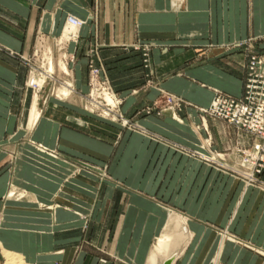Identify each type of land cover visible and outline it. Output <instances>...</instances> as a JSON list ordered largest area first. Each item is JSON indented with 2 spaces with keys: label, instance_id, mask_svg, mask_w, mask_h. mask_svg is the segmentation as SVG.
Listing matches in <instances>:
<instances>
[{
  "label": "crops",
  "instance_id": "1",
  "mask_svg": "<svg viewBox=\"0 0 264 264\" xmlns=\"http://www.w3.org/2000/svg\"><path fill=\"white\" fill-rule=\"evenodd\" d=\"M0 2L26 19L24 26L13 18L12 29L0 28L4 51L30 55L34 47L42 49L44 43L35 42L36 33L51 40L67 14L85 21L78 39L65 45L73 57L72 90L66 96L26 88L25 65L9 52L0 56L2 252L20 255L26 264H162L167 258L170 264H215L223 258L232 264L239 245L231 237L222 241L201 220L226 223L234 191L216 190L210 199L204 193L193 201L187 195L189 179L197 171L199 182L205 181L206 165L175 152L170 143L197 147L205 156H210V143L234 161L241 148L257 139L242 127L204 114L200 107L208 106L217 92L241 96L248 56L255 51L264 61V0ZM143 43L151 46L150 84ZM89 62L100 68V75L122 99L118 112L133 117L137 128L148 129L157 139L86 107ZM160 88L180 95L182 104L177 108L167 102L142 116L143 106L158 97ZM228 147L231 150L225 151ZM95 166L108 168L123 185L96 182ZM260 175L264 178V170ZM163 177L167 187L161 190L167 199L171 195L167 204L138 191L153 193L154 178L158 183ZM97 189H106L99 208ZM115 189L122 195L116 204L111 202ZM247 194L253 206L264 196L257 189ZM180 208L186 216L173 211ZM171 216L183 220L186 236L169 256L153 260L154 247ZM231 219L233 224L234 213Z\"/></svg>",
  "mask_w": 264,
  "mask_h": 264
},
{
  "label": "rangeland",
  "instance_id": "2",
  "mask_svg": "<svg viewBox=\"0 0 264 264\" xmlns=\"http://www.w3.org/2000/svg\"><path fill=\"white\" fill-rule=\"evenodd\" d=\"M17 15L18 14L16 12L4 6L0 2V28L6 30H8L9 28L12 29V26L15 25L11 21L13 18L16 19L17 21L16 23L18 24V26L26 25L25 22L26 19L20 18L19 16L17 17ZM65 22L66 21H64V24ZM83 22L85 21L83 20ZM64 24L60 32L54 35V37H52L51 40L50 39L48 40L49 35L48 36L41 35V37H39L38 35L39 33H36L35 42L36 43L42 42L44 43V46L42 49H38L37 46L34 47L30 55L22 54V53H14L12 50L4 51L0 49L1 57H6V53L9 52L11 56H13V54L16 55L17 59L20 60L22 65L23 64L25 65L24 68L22 66L24 75L26 74L24 84L25 87L30 89L31 91L39 93L45 90L46 92L45 95L57 94L58 96L63 97L66 96V94L68 95L72 90V80L69 75L71 73L70 71L71 67L69 63H70V58L72 56L68 55V53L65 51V45L68 42H75L76 40L74 39V37L71 38L72 37L70 35L71 33L69 34V36H66V34L63 33ZM78 37H76V39H78ZM142 45H143L142 46L143 65L148 69L147 82L150 84L152 82L151 68L149 64V60H150L149 54H150L151 46L150 43H143ZM251 53H257V52L254 51ZM50 64L52 65L51 68H50L51 66ZM63 66L65 68H63ZM88 66H89V75H88L89 88L87 90L85 96V103H84L86 107L88 109L93 107V111L100 114L104 110H107L106 108H110L111 110L109 111V114L105 115V117L107 116L108 118H113L116 119L117 121L119 120L123 122L124 126L130 130H134V129L141 130L136 127L135 124L136 120L133 117L128 115L123 116L122 113L120 114V112H118L119 111L118 108L121 104L122 99L118 96L117 92L112 88L110 82L107 79L105 80L107 84H109L111 91H105V92H109V94L104 95L103 91H101L100 93H98L99 92L98 91L92 94L90 89L91 88L90 69L92 64L89 62ZM33 83H37L39 87L35 86ZM112 91L115 94L114 97L113 94L111 93ZM36 100L37 102L40 101L39 96ZM167 102H169L170 104H175V106L179 108V106L183 102V99L178 94H175L164 88H160L158 97L152 99L149 103L143 106L142 116H147L151 113L157 112V107H160ZM206 107L204 106L200 107L201 111L204 114L212 115L204 110V108L206 109ZM36 111H38L37 108L32 111L31 115L34 116L36 114ZM101 115L104 116L103 114ZM222 119L227 120L225 118ZM141 131L146 133L151 138L153 137L156 139L158 138L153 132L149 131L148 129H143ZM4 137H6V135ZM170 145L175 150V152L176 151L180 153L185 152V154L187 153L188 156H191L192 158L193 157L197 158L201 161L202 164L206 165L207 179H205V181L203 178L202 181L199 182L197 171H196V175L191 176V178L189 179L190 184H189V189H187V195L189 197L191 195V197H193L192 198L193 201H198L199 198L204 195V193H206L205 195L206 198L210 199L211 197H213V193H215L216 190L217 191L220 190L221 193H223V190L226 189H232V191H234V206L232 208V212H230L231 215L228 217L229 219H227L226 223L220 224L217 222V220L215 221L214 219H209V218L201 220L206 225V228L211 227L215 229L221 235L223 239L222 241L225 242L228 240V237H231L234 240V245L235 244L239 245L240 248L237 251V253L234 255V261H232V264H264V232H262L264 231V225H263L264 196H261V198L258 199L256 198L257 200L253 206L251 201V194H247V191H249V189H257L258 191L264 193V178L260 175L264 170V168L259 173L256 172L253 173L250 163L245 162L243 160L242 150L248 149L251 146L241 148L240 156L238 160L232 161L230 160L231 156H229V154L228 155L226 153L224 154L220 150L212 148L210 146V143L207 144V151L209 153L207 154L210 156H205L201 154L200 149L194 146H184L177 142H171ZM228 148H226L225 151L231 150L232 147H228ZM94 169L98 177L95 179L96 182L101 181L102 185H104L105 182H112L115 185H123V181L119 180L118 178L111 177L108 168L95 166ZM211 171H217L218 174L214 176L212 175ZM220 173H224L227 176L222 177ZM230 177H233V179H235L232 180L233 185L232 182L229 181ZM164 180H165L164 177L160 178L159 182L156 183L157 181L154 178L156 190L153 193H148L145 190V188L138 191L142 195L147 196L150 199L167 204L171 195H169V198L167 199L165 194L161 190V189H165L164 187H167V184L166 182H164ZM234 185L236 186L235 189H234ZM204 186H207L208 189L207 188L202 189ZM173 190L179 192L182 191L183 189H173ZM97 191L98 192L96 195V208H99V206H101V202L106 196L105 193L106 189H97ZM120 191L121 189L114 190L113 194L111 195L112 203L116 204L121 201L120 199L122 195L120 194ZM237 192H240L239 195H236ZM5 196L6 195H4L2 198H5ZM128 198H129V194H126L125 200H128ZM227 203L226 205H228ZM173 211L180 215L186 216L187 214V212L185 210H182L181 208L174 209ZM111 212L112 209L111 210L108 209L106 213L112 217L113 213ZM233 213H234V223L231 224L232 221L231 218L233 217ZM191 218L195 220H199V218L196 216H192ZM180 243L177 245V247L180 245ZM177 247L175 248V250L177 249ZM7 256L8 255L4 253V250L2 252V245H0V264H6L5 260ZM15 258H17V256H15ZM228 259L223 258L222 260H217L215 264H227ZM21 261H23V259ZM23 263L24 262H22V264Z\"/></svg>",
  "mask_w": 264,
  "mask_h": 264
},
{
  "label": "built area",
  "instance_id": "3",
  "mask_svg": "<svg viewBox=\"0 0 264 264\" xmlns=\"http://www.w3.org/2000/svg\"><path fill=\"white\" fill-rule=\"evenodd\" d=\"M68 20L76 21L67 16ZM78 37V35L76 36ZM105 77L100 75V68L91 66V92L111 91ZM35 86L39 85L33 83ZM41 86V85H40ZM114 97V92H111ZM104 112L109 113L110 108ZM212 115L225 118L236 126L252 133L257 139L251 147L242 150L243 160L249 162L253 173H259L264 168V61L257 53L249 55L247 75L244 80L243 93L239 97L217 92L211 105L204 108Z\"/></svg>",
  "mask_w": 264,
  "mask_h": 264
},
{
  "label": "bare ground",
  "instance_id": "4",
  "mask_svg": "<svg viewBox=\"0 0 264 264\" xmlns=\"http://www.w3.org/2000/svg\"><path fill=\"white\" fill-rule=\"evenodd\" d=\"M68 15H70L71 17H74L76 19V21L73 22L71 20H68L67 19ZM65 21L66 22L64 24L63 33L66 34V36H67L70 32L71 33L70 35L72 36L71 38L74 37V39L77 40L76 36L80 34V30H81L82 25L84 23L83 20L77 18L74 15L67 14L65 17ZM51 67H52V65L50 66V68ZM63 68H65V67L63 66ZM106 94L108 95L109 92H104V95H106ZM212 101H213V99H212ZM212 101H211V103H212ZM211 103L209 105H211ZM89 109L93 110V107H91ZM101 114H103L105 116V115H108L109 113L103 111V112H101ZM56 213L57 214L60 213L59 209L56 210ZM167 224L169 226L167 231L160 238H158L157 243L154 247V250L152 253V259L153 260H155L156 258H154V257H157V256H164V257L169 256L172 253V251L177 247V245L181 242V240L186 236L185 235V227L183 225V220L180 217L171 216L169 218V221L167 222ZM4 253L6 255H8L6 257V260H5L6 264H19V263L22 264L23 261H21L22 259L19 255L14 254V253H10V252L5 251V250H4ZM15 256H17V258H15ZM170 263H171V260H170Z\"/></svg>",
  "mask_w": 264,
  "mask_h": 264
},
{
  "label": "water",
  "instance_id": "5",
  "mask_svg": "<svg viewBox=\"0 0 264 264\" xmlns=\"http://www.w3.org/2000/svg\"><path fill=\"white\" fill-rule=\"evenodd\" d=\"M170 263V259L169 258H167V259H165L164 261H163V263L162 264H169Z\"/></svg>",
  "mask_w": 264,
  "mask_h": 264
}]
</instances>
